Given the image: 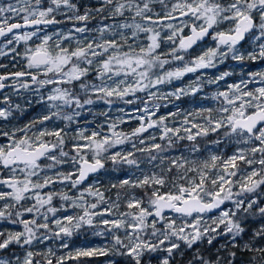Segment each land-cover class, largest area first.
I'll return each mask as SVG.
<instances>
[{
	"label": "snow or ice",
	"instance_id": "6c2138e0",
	"mask_svg": "<svg viewBox=\"0 0 264 264\" xmlns=\"http://www.w3.org/2000/svg\"><path fill=\"white\" fill-rule=\"evenodd\" d=\"M9 56L0 264H264V0H0Z\"/></svg>",
	"mask_w": 264,
	"mask_h": 264
},
{
	"label": "trees",
	"instance_id": "16d2710c",
	"mask_svg": "<svg viewBox=\"0 0 264 264\" xmlns=\"http://www.w3.org/2000/svg\"><path fill=\"white\" fill-rule=\"evenodd\" d=\"M73 2H77V3H88V2H91V0H73ZM21 51H22V48H21ZM199 52V49H196L194 51L193 54H197ZM11 59V56L5 58V57H0V64H3V65H7V71H14V70H17L16 67H14L13 65L9 64V60ZM264 65H252V70H255L257 67H262ZM222 67H227V65L225 66H222ZM27 95V93H25L23 90L21 91L20 95L19 96H15L13 95V100H19V103L23 106L24 105V98L25 96ZM30 98V97H29ZM119 104V103H118ZM96 107V106H95ZM95 107H93V112H98V111H101V110H96ZM39 109L36 108L35 111H33L32 109H29V111L27 113H25L24 115H20L19 113L16 114L17 116V119L13 120L14 122H17V123H20L21 125H23L24 123H26L28 121V119H30V117L32 115L35 114V112H38ZM86 120H92L93 117L92 116H89L87 115L86 113ZM84 121H81V123H83ZM97 122H99V118L97 119ZM133 125H134V122L128 124V125H122V129L125 130V131H130L131 128H133ZM211 139H215V137H209V140ZM105 182H106V179H105ZM139 194V193H138ZM11 226L9 224H6V223H0V228H6L8 229V227ZM249 226H253L250 225ZM84 236L81 235V236H78V237H73L72 238V241L71 243L73 244L74 242H80ZM247 237H245L246 239ZM219 239L218 238L214 244L212 246H209L207 245L206 241L203 242V243H200L198 245H196V248H199L203 253L204 255L207 257L208 255H213L216 251V248L219 247ZM11 251V250H10ZM181 251H183L185 254L183 257H181L180 255H177L176 256V260H175V264H187V261L189 259H191V257L193 256L194 252H195V248L192 250V251H189L187 249H184L182 247ZM4 255H8L7 253H5ZM241 259V262L244 261V257H240ZM102 257H93V258H86L85 261H84V264H101L102 263Z\"/></svg>",
	"mask_w": 264,
	"mask_h": 264
},
{
	"label": "rangeland",
	"instance_id": "374dc122",
	"mask_svg": "<svg viewBox=\"0 0 264 264\" xmlns=\"http://www.w3.org/2000/svg\"><path fill=\"white\" fill-rule=\"evenodd\" d=\"M70 26V25H69ZM166 50V49H165ZM198 54V53H197ZM262 67H264V66H262ZM225 69V67H222L221 66V68L219 69L220 71H223ZM210 73H215L217 70H208ZM237 71V75H239L240 74V71H239V69H237L236 70ZM192 79H194V76L192 75V74H189L184 80H183V83L184 84H187L190 80H192ZM229 82H231V81H229ZM174 86H180V83L179 82H175L174 83ZM165 91H167L168 90V88H165L164 89ZM215 89L214 88H212V89H207L206 91H214ZM22 91V90H21ZM11 92H12V90L11 89H9V90H7V92H6V94H11ZM13 97V96H12ZM13 99V98H12ZM13 102L14 103H19V100H13ZM182 107H185V108H187V107H190V105H187V104H184V105H181ZM117 107H124V105L123 104H117ZM130 107V106H129ZM171 108V105H168V107H166V108H164V109H162L161 110V113L160 114H165L169 109ZM95 109L96 110H101V111H104L105 110V107H104V105L101 103V104H98L96 107H95ZM174 110V109H173ZM113 111V115H115L116 114V109H113L112 110ZM85 118H87L86 117V113H85ZM12 125H17V126H22L20 123H17V122H14V121H12ZM11 126V125H10ZM136 126V123L134 122V125H133V127H135ZM221 147V150H226L227 152H231L232 151V148L230 147V146H228V145H221L220 146ZM176 154H179V153H173V155H176ZM185 155H187V153H185ZM204 156H206L207 155V153H204L203 154ZM190 158H195L194 156L193 157H190ZM106 179V182H105V185L107 184V178H105ZM213 214H215V213H213ZM14 226H9L8 227V229H12ZM84 239H82L80 242H74L73 244L70 242V247L72 248V249H74V248H76V247H81V246H95V245H99V244H101L102 243V240H101V238H94V237H91V236H84L83 237ZM223 243H225V240L224 239H222V238H220L219 239V244H223ZM51 247H53V248H57L58 247V243L57 242H52V244L50 245ZM102 263L101 264H106V260H107V258L106 257H102Z\"/></svg>",
	"mask_w": 264,
	"mask_h": 264
},
{
	"label": "water",
	"instance_id": "95a60500",
	"mask_svg": "<svg viewBox=\"0 0 264 264\" xmlns=\"http://www.w3.org/2000/svg\"><path fill=\"white\" fill-rule=\"evenodd\" d=\"M10 89V88H9Z\"/></svg>",
	"mask_w": 264,
	"mask_h": 264
}]
</instances>
